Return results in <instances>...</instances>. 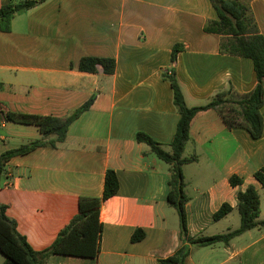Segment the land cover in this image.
<instances>
[{
	"label": "crops",
	"instance_id": "crops-1",
	"mask_svg": "<svg viewBox=\"0 0 264 264\" xmlns=\"http://www.w3.org/2000/svg\"><path fill=\"white\" fill-rule=\"evenodd\" d=\"M12 1L23 0H0V8ZM246 1L264 35V0ZM217 18L211 0H46L0 30V157L43 137L35 126L6 120L7 113L64 118L95 97L64 142L7 161L0 204L19 232L35 250L48 248L77 214L80 197L103 195L108 169L120 181L102 205L98 258L52 255L47 264H160L181 245L180 216L168 201L170 165L137 136L172 151L180 113L166 72H176L190 107L256 87L253 61L222 53L221 36L205 31ZM85 56L114 58L116 70L81 71ZM261 113L264 120V105ZM187 151L197 157L183 166L190 237L210 236L202 234L206 222L225 202L235 211L238 192L249 185L261 196L264 219V188L254 177L264 166V130L254 138L210 109L194 118ZM234 175L244 183L233 187ZM139 228L145 237L133 241ZM186 264H264V226L229 244L195 246Z\"/></svg>",
	"mask_w": 264,
	"mask_h": 264
},
{
	"label": "trees",
	"instance_id": "trees-1",
	"mask_svg": "<svg viewBox=\"0 0 264 264\" xmlns=\"http://www.w3.org/2000/svg\"><path fill=\"white\" fill-rule=\"evenodd\" d=\"M46 0H23L10 2L0 8V30L10 31L14 16L24 10L39 5ZM218 18L210 20L205 25V31L221 36L220 51L225 54L250 58L253 61L257 77L256 87L249 93L238 94L232 89L219 92L209 103L190 107L186 103L176 72L164 73L169 80L174 97V104L180 120L171 142L172 151L164 150L155 140L145 133H139L138 141L148 143L156 155L170 165V192L168 201L180 216L182 243L175 253L160 264H186L193 247L211 246L217 243L229 244L230 241L244 232L264 226L261 215V196L255 185H249L237 194V209L241 216V224L237 229L222 234L190 237L188 234V219L183 166L196 161V156H184L187 143L191 139V126L194 118L203 111L215 109L224 123L229 127H244L254 138L263 134L264 120L261 108L264 105V35L261 33L254 13L246 0H211ZM181 46L175 45L171 62L175 63ZM101 66L106 74L116 70L114 58L85 56L79 61V69L84 72L96 73ZM95 97L89 99L70 115L60 118L34 114L11 112L5 119L24 125H32L39 129L43 137L24 144L16 149L4 152L0 157V184L6 173V163L16 155L27 154L34 149L50 145L57 146L65 141L70 124L84 111L88 110ZM53 136V138H50ZM254 177L264 188V166L254 173ZM244 183L243 178L232 176L230 184L237 187ZM120 188L118 174L108 169L105 176L104 193L101 197H80L78 212L65 226L54 242L46 249L35 250L27 237L19 232L17 222L7 214V206L0 204V251L4 254L3 264H47L52 255H68L97 259L100 254V244L103 232L101 221L102 205L115 196ZM234 207L225 202L214 213L213 219L219 221L233 211ZM145 237V231L137 229L132 235L133 241Z\"/></svg>",
	"mask_w": 264,
	"mask_h": 264
},
{
	"label": "rangeland",
	"instance_id": "rangeland-1",
	"mask_svg": "<svg viewBox=\"0 0 264 264\" xmlns=\"http://www.w3.org/2000/svg\"><path fill=\"white\" fill-rule=\"evenodd\" d=\"M185 152V151H184ZM188 155V151L184 154V156ZM4 180L3 177L0 184V189L3 190L1 193V197H3L6 194V191L4 189ZM204 223V222H203ZM241 224V216L236 208L235 211H233L228 217L222 218L219 221H207L206 222V230L202 232L204 235H215V234H222L226 233L228 231L237 229ZM0 256L5 259L4 254L0 251Z\"/></svg>",
	"mask_w": 264,
	"mask_h": 264
}]
</instances>
